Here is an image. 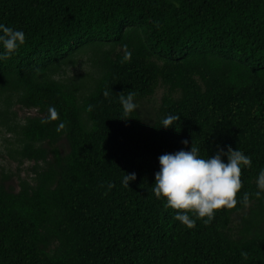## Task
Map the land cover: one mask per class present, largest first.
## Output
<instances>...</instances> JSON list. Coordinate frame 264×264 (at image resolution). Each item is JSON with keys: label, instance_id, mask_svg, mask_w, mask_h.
<instances>
[{"label": "trees", "instance_id": "obj_1", "mask_svg": "<svg viewBox=\"0 0 264 264\" xmlns=\"http://www.w3.org/2000/svg\"><path fill=\"white\" fill-rule=\"evenodd\" d=\"M0 23L26 37L0 61V134L19 168L0 169V264H264V0H0ZM159 88L150 123L123 113L121 95ZM49 108L58 119L42 123ZM168 115L180 120L164 129ZM192 145L251 167L235 207L188 229L152 187L159 157Z\"/></svg>", "mask_w": 264, "mask_h": 264}, {"label": "clouds", "instance_id": "obj_2", "mask_svg": "<svg viewBox=\"0 0 264 264\" xmlns=\"http://www.w3.org/2000/svg\"><path fill=\"white\" fill-rule=\"evenodd\" d=\"M25 33L13 27L0 23V61L14 54L25 43ZM127 53L125 58L130 59ZM134 93L120 96V103L124 114L136 109ZM55 108H49L48 121L58 119ZM177 115H168L161 120V127L168 129L179 121ZM65 127L63 122L57 125V131ZM185 145L188 141H183ZM159 171L155 174V183L152 187L157 199H163L166 207L176 212L173 219L182 226L192 229L197 220L210 223L216 211L222 208H233L237 204L236 194L241 189L240 174L242 167H251V158L240 150L219 151L213 156L203 158L199 149L191 146L190 151L180 150L159 157ZM136 179L135 173L125 174L122 185L129 188L130 182ZM256 193L259 198L264 192V169H261L257 178ZM247 193L243 202L247 203ZM193 214V215H190ZM194 216V218H193Z\"/></svg>", "mask_w": 264, "mask_h": 264}, {"label": "rangeland", "instance_id": "obj_3", "mask_svg": "<svg viewBox=\"0 0 264 264\" xmlns=\"http://www.w3.org/2000/svg\"><path fill=\"white\" fill-rule=\"evenodd\" d=\"M81 69H87V65L85 64L84 61H81L77 68L68 69L67 70L68 77L77 75ZM165 92H166L165 89L159 88L151 98L144 100L142 102H138L136 104L137 109L141 113L146 123H150L151 120H153V117L160 106L162 96ZM31 114H33V112ZM23 115L25 114L21 112L20 116L23 117ZM8 137L9 135H5L4 133L0 134V169H4L7 173H12L13 175H16L19 168L17 164L10 161L8 159V156L6 155V150H5L6 145L4 140ZM31 166L32 163L27 162L20 168L22 177L26 176V170ZM9 185L17 189V178L13 177V179L9 182Z\"/></svg>", "mask_w": 264, "mask_h": 264}]
</instances>
